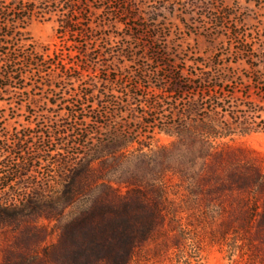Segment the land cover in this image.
Returning a JSON list of instances; mask_svg holds the SVG:
<instances>
[{
    "label": "rangeland",
    "instance_id": "obj_1",
    "mask_svg": "<svg viewBox=\"0 0 264 264\" xmlns=\"http://www.w3.org/2000/svg\"><path fill=\"white\" fill-rule=\"evenodd\" d=\"M68 1L0 0V64L3 53L24 54L23 45H31L42 61L29 66L17 61L22 78L0 90V197L34 187L58 189L57 161L83 150L47 143L50 127L64 123L74 134L94 140L114 129L134 137L130 131L140 127L142 111L148 121L155 115L158 123L178 122L192 104L201 105L197 119L209 115L219 131L240 123L237 129L243 134L209 141L239 150L242 161H253L264 172V129L257 126L264 119V0H218L210 8L201 5L205 0H72L75 32L63 33L59 22L68 15ZM18 3L33 5L24 30L6 17V10ZM225 5L231 16L218 24L213 17ZM6 33L14 38L5 42ZM241 41L250 46L238 53ZM175 83L181 90L168 94ZM85 93L92 97L84 98ZM145 100L162 101L163 108L149 112L141 108ZM153 135L158 145L172 140L156 128ZM40 137L44 145L38 144ZM18 140L28 143L22 151ZM30 144H35L28 151L34 153L30 159L44 158L29 162L20 178L17 165ZM7 173L13 181L8 188L2 176ZM169 184L170 214L129 264H258L248 248L230 250L225 193L203 200L188 194L176 176ZM6 243L0 230V248Z\"/></svg>",
    "mask_w": 264,
    "mask_h": 264
},
{
    "label": "trees",
    "instance_id": "obj_2",
    "mask_svg": "<svg viewBox=\"0 0 264 264\" xmlns=\"http://www.w3.org/2000/svg\"><path fill=\"white\" fill-rule=\"evenodd\" d=\"M68 2V15L59 22V29L63 33H74L75 11L73 1ZM215 2L218 0H205L201 5L210 8ZM226 6L225 11L221 9L213 17L214 22L222 24L231 16ZM32 7L18 3L6 10V17L11 18L14 28L24 30ZM89 30L90 27L83 29L85 33ZM3 38L7 42L6 38L12 40L14 34L6 33ZM25 40L28 39L18 41ZM237 44L238 53L250 46L245 41ZM2 46L3 43L0 48ZM22 49V55L17 50L1 54L4 59L0 64V90L22 78L21 70L16 69L17 61L28 66L41 64L31 45H23ZM82 54L85 56L86 52ZM181 88L175 83L168 94ZM82 96L92 97L88 93ZM162 105L159 100L151 103L145 100L141 108L157 112ZM216 108L214 106V110ZM199 110L201 105H189L178 122L169 123H158L161 119L155 115H148L151 117L148 121L142 111L138 124L143 130L140 127L131 130L134 137L114 129L105 138L94 140L84 133L74 134L72 127L68 130L64 123L50 127L46 133L47 143L59 142L83 151L72 152L57 161L61 169L58 189L34 187L27 193L13 192L0 197V230L7 242L0 248V264H129L136 250L152 239L170 214L167 195L173 190L169 184L172 176H176L179 186L193 197L207 200L225 193L228 200L225 238L228 236L231 252L246 247L252 262L264 264L263 169L253 161H242L239 150H231L226 144L223 148L224 143L215 147L209 141L235 132L243 134L245 130L237 129L240 123H236L235 129L227 127L222 132L209 115L197 119ZM71 114L76 112L71 111ZM171 115L177 116V113ZM257 126L264 129V119ZM155 128L158 133L172 138L169 144L158 145L153 135ZM70 131L71 134H67ZM46 140L40 137L38 144L44 145ZM26 144L18 140L17 149L24 150L22 147ZM34 145H27V155L23 153L20 157L22 162L17 165L20 178L28 172L29 162L44 158L30 159L34 153L28 151ZM68 149H64L65 153H69ZM45 152V158L50 159L51 150ZM10 174L2 175L7 188L13 183Z\"/></svg>",
    "mask_w": 264,
    "mask_h": 264
}]
</instances>
